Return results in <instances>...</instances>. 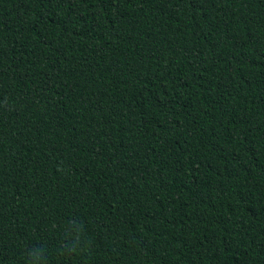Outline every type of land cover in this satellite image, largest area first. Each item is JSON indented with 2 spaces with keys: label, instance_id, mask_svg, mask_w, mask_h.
<instances>
[{
  "label": "trees",
  "instance_id": "trees-1",
  "mask_svg": "<svg viewBox=\"0 0 264 264\" xmlns=\"http://www.w3.org/2000/svg\"><path fill=\"white\" fill-rule=\"evenodd\" d=\"M0 264H264V0H0Z\"/></svg>",
  "mask_w": 264,
  "mask_h": 264
}]
</instances>
